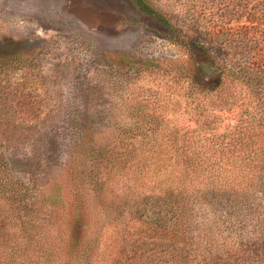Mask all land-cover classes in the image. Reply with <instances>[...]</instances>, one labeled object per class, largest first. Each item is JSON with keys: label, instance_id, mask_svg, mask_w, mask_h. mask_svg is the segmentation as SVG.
Here are the masks:
<instances>
[{"label": "trees", "instance_id": "obj_1", "mask_svg": "<svg viewBox=\"0 0 264 264\" xmlns=\"http://www.w3.org/2000/svg\"><path fill=\"white\" fill-rule=\"evenodd\" d=\"M136 2L174 28L148 0ZM191 45L193 95L214 91L212 107L196 105L193 123L167 138L143 136L155 155L135 153L123 131L105 144L74 140L79 152L55 171L39 154L24 164L0 155V264H247L251 253L264 264L261 224L235 231L264 207V38L243 36L220 57ZM214 110L233 112L220 131ZM135 129L132 138L159 127Z\"/></svg>", "mask_w": 264, "mask_h": 264}, {"label": "rangeland", "instance_id": "obj_2", "mask_svg": "<svg viewBox=\"0 0 264 264\" xmlns=\"http://www.w3.org/2000/svg\"><path fill=\"white\" fill-rule=\"evenodd\" d=\"M148 1L174 28L136 0H0V155L24 164L39 154L55 171L79 152L74 140L105 144L121 131L135 153L155 155L156 145L138 141L188 127L193 108L206 112L214 98L193 95L191 43L220 57L243 36L264 38V0ZM213 112L217 131L232 122L233 112ZM146 122L159 129L132 138ZM260 213L237 219L236 234L264 228ZM251 255L247 264L257 261Z\"/></svg>", "mask_w": 264, "mask_h": 264}]
</instances>
